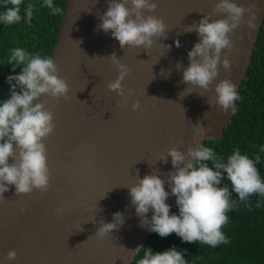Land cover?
Here are the masks:
<instances>
[{"label":"water","instance_id":"obj_1","mask_svg":"<svg viewBox=\"0 0 264 264\" xmlns=\"http://www.w3.org/2000/svg\"><path fill=\"white\" fill-rule=\"evenodd\" d=\"M216 2L156 0L157 9L152 13L145 9L144 14L163 19L167 39L154 37L150 49H122L111 32L98 30L108 0H67L50 58L69 86V99L40 98L41 103L47 101L46 110L53 111L56 125L43 141L51 172L49 189L14 196L15 187L8 186L0 203V264L133 263L139 253L133 257L128 250L144 247L153 234L140 227L130 204L126 187L137 183V170L141 179L154 173L167 181L173 171L171 157L162 163L158 161L162 154L166 156L173 147L186 151L198 142L222 139L237 112V101L234 115L231 111L225 115L215 106L214 87L227 78L237 85V93L240 90L263 25L264 0H234L238 6L256 4L258 27L249 35L242 23L229 34L235 46L220 55L221 61L230 60L231 71L218 65L212 91L181 83L182 69L176 70L177 62L188 66V52L199 41L196 32H182L211 13ZM219 18L223 14L213 16ZM177 39L180 47L175 45ZM164 44L171 46L170 51ZM113 54L130 69L122 82L127 99L107 87L118 78ZM186 88L193 92L181 99L179 94ZM134 101L140 102L137 110L132 109ZM205 112H209L206 119ZM197 123L205 128L202 137L194 133ZM165 190L170 193L167 183ZM175 199L170 194L166 203L171 206ZM116 212L125 215L123 225L97 238L100 222H112ZM146 215L151 219L152 212ZM10 251L17 258L5 262Z\"/></svg>","mask_w":264,"mask_h":264},{"label":"clouds","instance_id":"obj_2","mask_svg":"<svg viewBox=\"0 0 264 264\" xmlns=\"http://www.w3.org/2000/svg\"><path fill=\"white\" fill-rule=\"evenodd\" d=\"M22 3L23 0H5V6L10 4L12 7H6V11L0 14V22L5 25L19 23L22 19ZM43 6L50 9L53 16L63 13L62 8L53 4V0H44ZM157 7L156 0H108L107 11L99 16L101 23L98 30L111 32L122 49H150L154 37L167 39L169 31L162 18L144 14L145 9L152 13ZM34 8L35 5L30 3L24 9L29 23ZM258 11L255 3L238 6L234 0H217L211 13L204 15L198 23L186 26L182 33L196 32L199 41L188 52V66L183 67L181 62L176 64L177 71L182 69L181 83L204 92L212 91L210 86L218 77V65L222 64L225 70L231 71L230 60L225 58L221 61L220 55L222 50L230 52L235 46L229 34L234 33L243 23L251 35L258 27L255 22ZM246 13L247 20L244 19ZM221 14L223 18L213 19V16ZM175 45L181 46L178 39ZM164 46L170 51L171 46ZM110 58L118 69V78L107 87L127 99L122 82L130 69L115 54ZM7 64L11 65L13 72L20 66L22 71L6 78L5 82L10 86V98L0 103V203L5 201L3 194L9 191L8 186L15 187L14 196L31 194L34 190L41 193L48 191L51 172L43 141L54 132L56 125L53 111L46 110L47 101L41 103L40 98L48 96L56 100L69 99V86L59 76V67L52 58H42L39 54H29L23 48H14ZM168 75H171L170 70ZM236 89L237 85L227 78L215 84V106L225 115L229 111L234 115L236 111L235 102L239 99ZM192 92L186 88L179 94L180 98ZM207 103L213 106L210 99ZM139 108L140 102L134 101L132 109ZM208 115L209 112H205L204 119ZM193 130L198 137L205 134V128L200 123L193 125ZM260 151L264 152V147ZM168 157H171L173 171L167 174V181L154 173L146 174L141 179L137 170V183L126 187L131 197L130 204L135 207L136 215L140 218V227L165 238L175 233L182 242L187 243L199 241L213 248L227 244L228 240L221 229L228 223L226 213L235 207L236 202L230 200L229 188L219 185L226 174L232 192L238 195L240 201L246 202L254 194L264 196V181L256 167L260 156L257 155L255 160L250 159L237 148L224 162L211 148L198 142L186 151L173 147L166 156L162 154L158 161L167 163ZM208 161L212 167L205 163ZM165 183L170 193L165 190ZM170 194L176 197L178 215L170 214L171 206L166 203ZM20 211L23 213L25 209L21 208ZM149 211L152 212L151 219L146 215ZM124 221L123 213H113V221H101L95 236L102 239L113 230H118ZM141 250L142 258L137 264H187L183 253L175 246L156 253L151 248L138 246L128 252L135 257ZM16 258V252L10 251L4 259L7 262Z\"/></svg>","mask_w":264,"mask_h":264},{"label":"trees","instance_id":"obj_3","mask_svg":"<svg viewBox=\"0 0 264 264\" xmlns=\"http://www.w3.org/2000/svg\"><path fill=\"white\" fill-rule=\"evenodd\" d=\"M30 3L35 8L29 23L24 9ZM43 3L44 0H23L20 13L22 19L19 23L5 25L0 22V103L10 98V86L5 82L6 78L22 71L20 66L13 72L11 65L7 64L12 49L23 48L32 55L51 57L67 0H53L55 6L63 9V13L56 16L51 15V10L43 6ZM6 7L12 6H5V0H0V14L6 11ZM238 95L237 112L224 130L223 138L205 141L203 145L211 148L224 162L237 148L241 154H246L253 160L259 155L260 161L256 167L264 181V152L260 151L264 147V21L252 62ZM205 163L212 167L210 161ZM219 186H227L231 192L230 200L236 202L235 207L226 213L228 223L221 229L228 240L227 244L213 248L199 241L182 242L175 233L166 238L153 233L144 247L151 248L156 253L175 246L183 253L187 264H264V196L254 194L246 202L240 201L238 195L232 192L226 174ZM170 214H179L175 202L171 205ZM142 252L143 250L132 264H137L142 258Z\"/></svg>","mask_w":264,"mask_h":264}]
</instances>
